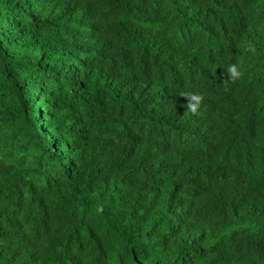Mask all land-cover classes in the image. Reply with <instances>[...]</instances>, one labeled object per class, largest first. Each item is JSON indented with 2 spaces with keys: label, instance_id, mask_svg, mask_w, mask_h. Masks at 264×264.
Listing matches in <instances>:
<instances>
[{
  "label": "trees",
  "instance_id": "16d2710c",
  "mask_svg": "<svg viewBox=\"0 0 264 264\" xmlns=\"http://www.w3.org/2000/svg\"><path fill=\"white\" fill-rule=\"evenodd\" d=\"M0 264H264V0H0Z\"/></svg>",
  "mask_w": 264,
  "mask_h": 264
},
{
  "label": "clouds",
  "instance_id": "9594fccd",
  "mask_svg": "<svg viewBox=\"0 0 264 264\" xmlns=\"http://www.w3.org/2000/svg\"><path fill=\"white\" fill-rule=\"evenodd\" d=\"M247 50L249 52H253V53L255 52L254 47H249ZM224 70H225L226 78L222 77L223 82L235 83L236 81L240 80L244 76L242 65H239L236 63L229 64ZM179 96L184 97L187 100L186 109L188 112L192 113L193 115L198 113V110L200 109L203 103V100H204L203 94L192 93V92H182L180 93ZM256 172L257 171H255V173ZM253 241H256V242L258 241L261 244L258 238L254 239Z\"/></svg>",
  "mask_w": 264,
  "mask_h": 264
}]
</instances>
